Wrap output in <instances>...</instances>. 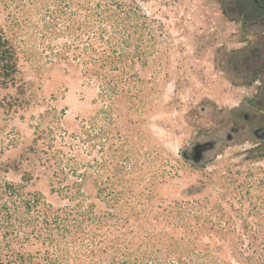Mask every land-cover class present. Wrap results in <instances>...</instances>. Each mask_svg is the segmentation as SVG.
<instances>
[{
    "label": "rangeland",
    "instance_id": "obj_1",
    "mask_svg": "<svg viewBox=\"0 0 264 264\" xmlns=\"http://www.w3.org/2000/svg\"><path fill=\"white\" fill-rule=\"evenodd\" d=\"M114 1L147 19L105 27L125 59L100 67L84 64V0H0L17 53L14 75L0 70V264H227L219 217L264 264V156L239 138L201 164L181 155L261 99L264 14L253 0ZM86 67L133 78L113 96ZM82 173L97 179L77 186Z\"/></svg>",
    "mask_w": 264,
    "mask_h": 264
},
{
    "label": "trees",
    "instance_id": "obj_2",
    "mask_svg": "<svg viewBox=\"0 0 264 264\" xmlns=\"http://www.w3.org/2000/svg\"><path fill=\"white\" fill-rule=\"evenodd\" d=\"M254 5V1L250 2ZM147 19L144 14L143 9L140 5L136 4L134 1H130L129 4L116 3L114 0H84L83 5V17L81 23L85 26L87 32L86 47H84V52L87 55V60L84 61L85 66L91 64L92 66L99 65L100 67L112 66L118 62L125 59V55H122L121 50L113 43V38L111 32H108L105 28L106 26L120 28L121 23H145ZM141 20V22H140ZM98 25L99 29L97 31V37L93 40L89 36L93 34L89 32L92 26ZM127 27L126 25H123ZM129 27V26H128ZM115 32L112 34L114 35ZM127 36H129L127 34ZM126 36V37H127ZM112 39V40H111ZM102 42L105 41L109 43L107 49L97 50L94 48V41ZM114 44V45H113ZM17 66V53L14 45L5 37L0 34V70L5 73L6 77H11L12 74L16 72ZM83 75L86 78H95L99 80L98 82L102 85L104 90L109 91L115 95H119L125 91L124 87L126 82L133 78L132 75H122V74H108L99 72L97 70L93 71L86 67ZM92 179L96 181L97 174H90ZM84 173L79 175V182L76 183L80 186L84 179L87 178ZM27 211L30 212L31 206L29 204L25 205ZM39 212V211H38ZM58 210H55L53 215H50L48 211H43V215H48L49 219L52 218L53 223L63 224L65 217L58 214ZM51 223V222H50ZM234 220L227 218L225 221L223 219L217 218L213 221H209V228L214 230V236L217 239L225 241L228 247V255L230 260L227 264H250L254 261V258H250L251 262H246L247 259L244 257V249L242 248V238L236 230H234ZM53 225V224H51ZM254 240V237H252ZM253 264V263H251Z\"/></svg>",
    "mask_w": 264,
    "mask_h": 264
},
{
    "label": "flooded vegetation",
    "instance_id": "obj_3",
    "mask_svg": "<svg viewBox=\"0 0 264 264\" xmlns=\"http://www.w3.org/2000/svg\"><path fill=\"white\" fill-rule=\"evenodd\" d=\"M254 4L259 9L260 15L264 14V7H262L258 0H253ZM264 52V46L262 47ZM260 71L264 73V60L260 62ZM261 99L254 106L252 111L243 114L242 119L234 121L227 126L226 131L213 136L204 141H196L190 148H186L181 152L185 161L193 164L203 163L221 143H229L235 138L244 141L248 145V150L255 152L256 156H264V92L261 94ZM211 144L210 148L196 154L194 147L199 144ZM197 160L194 161V157Z\"/></svg>",
    "mask_w": 264,
    "mask_h": 264
},
{
    "label": "water",
    "instance_id": "obj_4",
    "mask_svg": "<svg viewBox=\"0 0 264 264\" xmlns=\"http://www.w3.org/2000/svg\"><path fill=\"white\" fill-rule=\"evenodd\" d=\"M201 110L203 111L204 109L201 108ZM210 146H211V144H209V143H207V144H199V145H196L194 147V151H195L196 154H199L200 152L210 148ZM196 160H197V156L194 157V161H196Z\"/></svg>",
    "mask_w": 264,
    "mask_h": 264
}]
</instances>
